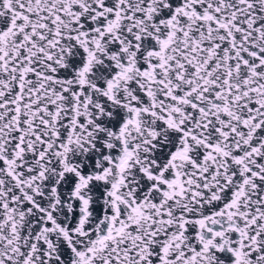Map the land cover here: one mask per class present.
<instances>
[{"label": "snow or ice", "instance_id": "obj_1", "mask_svg": "<svg viewBox=\"0 0 264 264\" xmlns=\"http://www.w3.org/2000/svg\"><path fill=\"white\" fill-rule=\"evenodd\" d=\"M0 264H264V0H0Z\"/></svg>", "mask_w": 264, "mask_h": 264}]
</instances>
